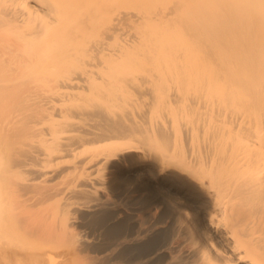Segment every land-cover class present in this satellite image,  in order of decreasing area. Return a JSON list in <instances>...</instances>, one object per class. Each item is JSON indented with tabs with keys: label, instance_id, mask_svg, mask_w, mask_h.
<instances>
[{
	"label": "bare ground",
	"instance_id": "1",
	"mask_svg": "<svg viewBox=\"0 0 264 264\" xmlns=\"http://www.w3.org/2000/svg\"><path fill=\"white\" fill-rule=\"evenodd\" d=\"M0 264H264V0H0Z\"/></svg>",
	"mask_w": 264,
	"mask_h": 264
},
{
	"label": "rangeland",
	"instance_id": "2",
	"mask_svg": "<svg viewBox=\"0 0 264 264\" xmlns=\"http://www.w3.org/2000/svg\"><path fill=\"white\" fill-rule=\"evenodd\" d=\"M167 257H169V255H168ZM167 257H166V258H167Z\"/></svg>",
	"mask_w": 264,
	"mask_h": 264
}]
</instances>
